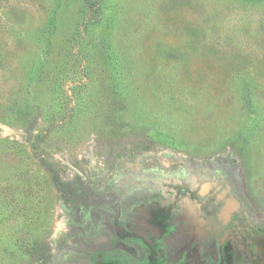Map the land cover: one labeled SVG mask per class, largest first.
Returning <instances> with one entry per match:
<instances>
[{
	"label": "rangeland",
	"instance_id": "rangeland-1",
	"mask_svg": "<svg viewBox=\"0 0 264 264\" xmlns=\"http://www.w3.org/2000/svg\"><path fill=\"white\" fill-rule=\"evenodd\" d=\"M0 264H264V0H0Z\"/></svg>",
	"mask_w": 264,
	"mask_h": 264
},
{
	"label": "trees",
	"instance_id": "trees-1",
	"mask_svg": "<svg viewBox=\"0 0 264 264\" xmlns=\"http://www.w3.org/2000/svg\"><path fill=\"white\" fill-rule=\"evenodd\" d=\"M35 145V144H34Z\"/></svg>",
	"mask_w": 264,
	"mask_h": 264
}]
</instances>
